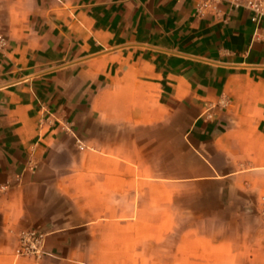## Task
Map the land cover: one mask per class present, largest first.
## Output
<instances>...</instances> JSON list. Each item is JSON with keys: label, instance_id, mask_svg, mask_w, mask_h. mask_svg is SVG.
Listing matches in <instances>:
<instances>
[{"label": "crops", "instance_id": "crops-1", "mask_svg": "<svg viewBox=\"0 0 264 264\" xmlns=\"http://www.w3.org/2000/svg\"><path fill=\"white\" fill-rule=\"evenodd\" d=\"M0 31V264H264V15L0 0Z\"/></svg>", "mask_w": 264, "mask_h": 264}, {"label": "built area", "instance_id": "built-area-1", "mask_svg": "<svg viewBox=\"0 0 264 264\" xmlns=\"http://www.w3.org/2000/svg\"><path fill=\"white\" fill-rule=\"evenodd\" d=\"M234 6H244L256 15H264V0H229ZM207 7L206 2L197 5V12L201 13ZM256 19V18H254ZM7 36L0 31V53L7 47ZM264 214V208H262ZM45 233L37 230H23L18 233L15 255L19 257L41 258L45 254Z\"/></svg>", "mask_w": 264, "mask_h": 264}]
</instances>
